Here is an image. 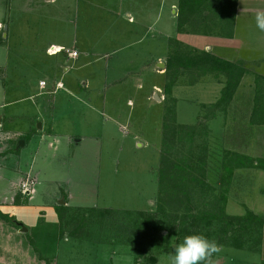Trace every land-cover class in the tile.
Masks as SVG:
<instances>
[{
    "label": "rangeland",
    "instance_id": "rangeland-1",
    "mask_svg": "<svg viewBox=\"0 0 264 264\" xmlns=\"http://www.w3.org/2000/svg\"><path fill=\"white\" fill-rule=\"evenodd\" d=\"M72 1L0 0V130L13 138L0 143V201H11L15 192L22 197L19 206L0 211V264H172L175 247L186 237L182 218L171 226L156 211L161 149L164 133H170L165 128L170 125V96L164 92V73L171 40L181 44V51L205 50L245 67L230 105L215 116L209 108L220 97L225 77L206 75L193 82L188 73L181 75L171 92L176 101L174 125H202L208 132L192 146L193 163L199 164L203 155L206 160L202 178L211 190L201 198L215 206L221 203L229 216L251 212L264 221V170L235 169L228 175L222 168L228 151L255 163L264 157V127L251 121L255 79L261 77L264 86V31L256 27L257 12L247 24L246 0L240 2L236 41L219 47L210 37L218 26L201 23L204 18L196 16L178 29L177 1L163 0L158 34L144 40L142 49L136 47V56L129 50L109 56V49L96 48L100 57L91 66L84 68L79 60L67 74H56L51 65L58 59L44 53L54 56L58 47L44 44L68 40L62 37L70 32L65 24L77 17ZM91 1L101 6L118 0ZM263 1L254 2L256 11H263ZM93 9L91 29L97 37L104 12ZM63 52L68 57L73 53ZM126 54L136 62L147 58V68L140 71L135 69L139 64H125ZM116 56L122 64L113 71ZM131 69L136 71L126 72ZM58 80L64 89L45 96ZM40 81H47L43 93ZM24 136L29 140L17 151L18 139ZM182 148L176 143L178 152L188 153ZM23 183L30 193L22 192ZM57 206L67 207L62 228ZM106 209L112 215L100 217L98 212ZM213 227L201 230L213 237ZM248 237L244 250L220 246L202 264H264V225L255 237Z\"/></svg>",
    "mask_w": 264,
    "mask_h": 264
},
{
    "label": "trees",
    "instance_id": "trees-1",
    "mask_svg": "<svg viewBox=\"0 0 264 264\" xmlns=\"http://www.w3.org/2000/svg\"><path fill=\"white\" fill-rule=\"evenodd\" d=\"M234 2L236 0H178V29L190 24L196 16H202L204 19H201L203 20L201 23H210L214 28L218 26L220 30H223L227 25L230 29L233 22L229 23L228 18L232 19L231 7ZM170 42L172 50L168 54L164 73L165 80H167L164 92L166 96H170V110L167 111L168 117L170 116V125L166 124L165 128H168L170 133H164L161 149V165L158 177L159 195L156 211L158 214L166 216L171 226L176 223L178 218H182L181 224L184 226L181 231L185 233V236L200 234L215 241L218 247L244 250L247 242L251 239L248 235L252 234V237H255L259 234L264 221L251 212H247L242 217L229 216L225 213L221 203L215 206L212 202L201 198L204 195L208 196V192L211 190L202 178L206 160L203 155L197 159H200L199 164L193 163L192 146L198 137L206 138L208 132L202 125L175 127L174 108L176 101L171 97V92L172 87L183 74L188 73L191 80L193 78V82L206 75L224 76L225 82L220 97L209 108L210 114L215 116L217 113L226 111L247 71L242 65L219 58L205 50L198 52L181 51V44L178 45L179 43L175 40ZM255 80L258 84L255 87L257 91L254 97L251 121L253 124L264 127V86L259 83L262 81L261 77ZM173 105L174 107H172ZM200 129H203V133ZM174 133L178 134L175 139ZM169 134L170 138L167 137ZM176 143L183 148H188V153L178 152L179 150L175 149ZM222 161V168L228 175H231L235 169L258 168L264 170V157L257 159L255 163L253 159L245 155L228 151L223 155ZM196 173H201L199 178L196 177ZM20 200L21 198L17 196L14 204L19 206ZM224 201L225 197L221 196L220 202L223 204ZM66 211L67 207H56L61 228ZM90 211L94 212L95 210L91 209ZM98 215L107 217V215H112V212L106 209L99 211ZM210 225L215 228L213 237L208 232H202L205 226Z\"/></svg>",
    "mask_w": 264,
    "mask_h": 264
},
{
    "label": "crops",
    "instance_id": "crops-1",
    "mask_svg": "<svg viewBox=\"0 0 264 264\" xmlns=\"http://www.w3.org/2000/svg\"><path fill=\"white\" fill-rule=\"evenodd\" d=\"M46 1H49V0H46ZM176 1L178 3V0ZM242 1L243 0H236V2H234V5L231 7L232 8V11H231L232 19L228 18V22L229 23L233 22V26L230 27V29L227 27V25L225 27L226 29L225 28L223 30L219 29V31L212 28L214 29V34H212L213 33L212 32L210 37L214 38V40L217 42V44L215 42V45L219 47H225V44H228V42H233V44H230V45L231 46L234 45V41H236V31H235L234 25H236L237 18L242 12L240 8L241 6L240 2ZM255 1L256 0H252V1L250 0V2H248V0H246L247 7L245 9V15L248 19L247 24L252 23V20H253L252 16H254L253 13L257 12L255 10L257 6L256 3H254ZM71 3L73 5L72 10L77 17L75 20L68 23V25L67 23L65 24L67 28H70V32L68 31V34L70 36L68 34L67 35L63 34L62 37L68 40L65 42L58 41V42H51V43L47 40L46 44H44V45L49 44V46L53 44V45H56V47H58L56 49V54H53L54 56L49 55L50 53L47 54L46 52L45 53L43 52L45 56L49 58L56 57L58 59L56 61H53L51 65L52 71H55L56 74L59 71L67 74L69 71L73 69V67L79 60H82V67L87 68L91 66L92 60L95 59V61L96 60L98 61L100 57L99 54L96 53L98 52L96 48L100 49L104 47L105 52L107 49H109L107 50L108 54H106L109 56L116 55V54L119 55L122 52V50H125V51L129 50L130 55L136 56L133 54V50L138 46L141 47L140 49H142L144 40L152 39L154 37L153 34H158L157 26L159 22V15H160V11L163 9V8L161 9L160 7L165 6V3L163 0H118L112 4L103 3L101 6H96L95 4H93L91 0H73ZM93 8H99L100 10L104 12L103 13L104 15L103 24H101L103 29H100V30L97 29L98 31L96 30L97 32H99L97 37L93 36L94 33H92V29H91L90 17L96 13ZM261 10H258V11H261ZM172 14H174V11H172ZM53 20L54 22H56V19H53ZM79 22H81L80 23L81 25L79 24ZM79 30L83 32L81 36H79L78 34ZM101 30L103 31L101 32ZM215 31H217V33ZM89 40L91 41L89 42ZM82 43L83 44L86 43L85 47H81ZM49 46H46L45 48L43 47V49L41 50H46L49 48ZM146 49L148 48H145V50ZM151 49L152 47H150L149 50ZM65 50H67V52L68 51L76 52L77 56L70 58L65 52H63ZM235 51H236V48H234V52ZM145 55L152 57L151 55L148 54V52ZM121 59L122 58L120 57L118 58L117 56L114 58L115 68L113 69V71H117L116 68L120 69L119 67L122 64ZM159 60L160 59L156 57L157 67L160 66L158 63ZM124 61H125V64L129 66H135L139 64L138 68H135V69L136 70L140 69V71H142L147 68L145 65H147L148 59L147 58L145 59L142 57L140 62H136L133 59L128 58L126 54V58ZM109 64H110V61L109 63H107V67L109 66ZM136 70L131 69L126 72H135ZM56 76H53L52 79L55 80ZM41 82H44L45 85L47 86V81H40V83ZM82 85L85 86V88H87L88 83L83 82ZM152 87H156V85H153ZM44 89L45 88L40 89V87L38 86V90H40L41 93H43L42 91ZM60 89H64L63 84L59 80L53 81L52 91L46 94L44 93V95L52 96V94L56 93V90H60ZM47 102H48V99H47ZM1 126H2V121H0V127ZM38 129H41V124L38 125ZM8 135L9 134L4 133L2 130H0V143H2V145H5L4 143L13 142L12 141L13 138H9ZM14 136H17V134ZM24 137H25L24 141L21 139H18L19 142L23 141L22 145L18 144L17 146L19 147L18 149L23 148L26 142L29 140V137L27 136H24ZM18 149L16 148L17 151H19ZM1 154L2 153H0V157H2ZM0 167H2L1 163H0ZM1 169H3V167ZM14 185L16 184L15 183L11 184V187L13 189L15 187ZM16 198H17V195L15 192L10 197L11 201H9V199H6V198H4L2 202L0 201V211L2 210V208L5 209L8 206H12V205L14 206ZM20 198L22 200V197Z\"/></svg>",
    "mask_w": 264,
    "mask_h": 264
},
{
    "label": "clouds",
    "instance_id": "clouds-1",
    "mask_svg": "<svg viewBox=\"0 0 264 264\" xmlns=\"http://www.w3.org/2000/svg\"><path fill=\"white\" fill-rule=\"evenodd\" d=\"M255 21L256 27L264 31V11H257ZM218 250L215 241L200 234L189 235L175 247L172 264H202L212 253Z\"/></svg>",
    "mask_w": 264,
    "mask_h": 264
},
{
    "label": "built area",
    "instance_id": "built-area-1",
    "mask_svg": "<svg viewBox=\"0 0 264 264\" xmlns=\"http://www.w3.org/2000/svg\"><path fill=\"white\" fill-rule=\"evenodd\" d=\"M70 57H76L77 56V53L76 52H73V53H71L70 55H69ZM40 87H41V89H43V88H45V83L44 82H41L40 83ZM21 189H22V192L25 194V193H30L29 192V189H28V183H23V185H22V187H21Z\"/></svg>",
    "mask_w": 264,
    "mask_h": 264
},
{
    "label": "water",
    "instance_id": "water-1",
    "mask_svg": "<svg viewBox=\"0 0 264 264\" xmlns=\"http://www.w3.org/2000/svg\"><path fill=\"white\" fill-rule=\"evenodd\" d=\"M154 99H155L156 101H160V100H159V97H158L156 94L154 95ZM19 144L22 145V144H23V141H20ZM18 148H19V147H17V149H18ZM61 204H63V203L61 202ZM21 231H22V232H25V231H26V228L23 227Z\"/></svg>",
    "mask_w": 264,
    "mask_h": 264
}]
</instances>
